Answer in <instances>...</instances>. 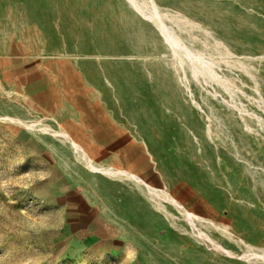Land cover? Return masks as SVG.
Returning a JSON list of instances; mask_svg holds the SVG:
<instances>
[{
  "label": "rangeland",
  "instance_id": "rangeland-1",
  "mask_svg": "<svg viewBox=\"0 0 264 264\" xmlns=\"http://www.w3.org/2000/svg\"><path fill=\"white\" fill-rule=\"evenodd\" d=\"M87 1L161 43L127 58L174 77L162 161L71 76L60 94L58 56L25 51L36 23L12 22L27 0H0V264H264V0H153L172 44L127 0Z\"/></svg>",
  "mask_w": 264,
  "mask_h": 264
},
{
  "label": "bare ground",
  "instance_id": "bare-ground-1",
  "mask_svg": "<svg viewBox=\"0 0 264 264\" xmlns=\"http://www.w3.org/2000/svg\"><path fill=\"white\" fill-rule=\"evenodd\" d=\"M127 1L137 13L152 19L165 41L172 44L153 0H147L152 6L149 14L143 13L136 0ZM110 7L87 0H27L25 12L11 19L19 24L36 23L22 31L21 38H30L29 43L24 40L21 44L25 51L39 54L43 48V52L58 56L46 65L60 94L66 92L62 78L71 76L72 85L82 94L78 102L96 106L101 112L109 109L117 119L122 115L133 122L146 151L159 167L162 141L156 134L166 135L173 119L164 116L157 98H172L178 105L175 80L159 62L127 58L157 55L162 46L147 23L129 12L114 16ZM34 39L37 41L32 44ZM57 99L78 105L69 95L66 99L58 95ZM88 150L96 155L90 147ZM159 169L165 173L163 167Z\"/></svg>",
  "mask_w": 264,
  "mask_h": 264
}]
</instances>
